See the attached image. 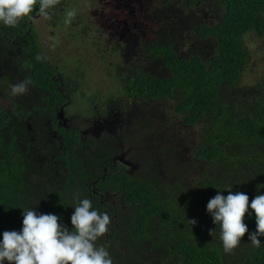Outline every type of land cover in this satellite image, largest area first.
<instances>
[{"label":"trees","instance_id":"16d2710c","mask_svg":"<svg viewBox=\"0 0 264 264\" xmlns=\"http://www.w3.org/2000/svg\"><path fill=\"white\" fill-rule=\"evenodd\" d=\"M221 2L220 21L196 29L200 37L215 42L209 61L198 55L184 60L171 46L155 44L154 54L166 60L171 75L161 79L140 72L124 81V90L136 97L130 113L136 108L143 110L150 100L156 109L166 101L184 125L205 123L194 155L226 179L202 178L201 186L217 187L218 192L233 185L231 191L248 194L251 203L264 193V81L258 88L240 87L239 82L250 58L245 34L255 31L264 35V0ZM28 20L22 19L15 27L0 25V233L19 230L26 207L57 214L60 223L70 229L74 212L70 204L79 196L90 198L94 208L101 213L106 209L110 217H119L121 209L128 238L117 239L116 227L110 223L108 232L96 242L108 249L113 264H264V244L253 248L248 232L230 254L223 252L218 229L210 234L216 229L206 211L212 194L181 201L174 190L155 180L132 178L116 161L110 145L103 147L106 154L95 148L88 151L77 129L69 134L59 128L60 135L70 137V161L64 159L65 166L58 168L52 160L38 161L41 148L49 142L45 134L42 142L38 140L35 118L48 117L45 109L54 116L66 95L61 81L53 78L49 62L36 59L45 56ZM21 51L26 55H16ZM25 80L27 93L12 97L11 85ZM145 115L148 121L131 135L118 136L122 145L134 147L131 154L136 161L141 158H135V153L143 147L150 149L145 140L158 126L149 113ZM107 141L111 143V139ZM93 186L107 191L105 194L116 193L118 206L96 195ZM186 201L194 202L196 209L190 217L179 216L178 205ZM244 222L249 232L255 231L254 216L246 213ZM259 239L264 243V237Z\"/></svg>","mask_w":264,"mask_h":264},{"label":"rangeland","instance_id":"374dc122","mask_svg":"<svg viewBox=\"0 0 264 264\" xmlns=\"http://www.w3.org/2000/svg\"><path fill=\"white\" fill-rule=\"evenodd\" d=\"M167 1L170 2L167 3ZM185 1L154 0V4L150 5L151 7L138 9L137 13L139 14H146L151 10L156 11L160 22V24H155L154 34L152 33V25L144 27V33L138 31L139 43L145 44L150 38L157 37L163 39V42L169 40L173 44L185 43L184 52L193 53L195 51L204 59H208V51L213 46L208 41L195 37L190 25L197 21L196 16L200 18H203L205 14L210 16L211 12L216 10L215 5L207 0L206 4L203 2L190 11L184 7ZM66 2V8L61 12L65 16L66 11L70 10V0H66ZM100 4L101 2L98 6V0H71V6L74 5L76 12L74 17H77L74 21L80 19L79 16L81 15L82 22L88 24V34L91 35V39L85 44L71 36L67 40L66 33L70 30L68 24L62 26L63 33L59 35L57 44H54L47 28L41 24L36 26L42 41L41 48L43 53L47 55V60L58 64L61 67L59 71L72 82L71 88L76 87V89L70 90L73 105L69 114L74 122L79 120L77 117L79 114L75 112L83 108L81 104L85 102L87 97L93 98L95 106L100 109H106L111 100L116 101L112 104V108L117 111L114 114L120 111L121 114L127 115L128 111L131 112L132 104L126 100L125 85L119 81L120 77L126 75L125 73L128 72L130 66L137 64L146 67L148 65V61L143 55L130 58L131 54L135 55L136 49L135 53L128 54V60L129 58L130 60L125 62L120 50L117 51L115 48L119 46V43L121 45L122 40L112 33L114 29L111 27V23L104 20L107 15L103 11L110 12L112 6ZM180 10H182V17L178 15ZM58 15V12L54 13V17ZM153 21V18H148L149 24H152ZM38 28L42 29L40 33ZM125 34L124 39L127 38L129 32L125 31ZM244 40L250 58L242 71L239 86L258 88L264 81V35L260 36L255 31H251L245 34ZM116 41L117 44L115 45ZM85 45L86 48H84ZM125 46L126 42L123 40V47L125 48ZM114 48L116 51L113 50ZM83 50L88 51L84 53ZM80 51L83 53H79ZM67 64L70 67L64 69ZM119 65L126 66L123 74H118ZM158 108L160 111L152 108L153 120L157 122L158 126L145 140L146 143H151L152 147L150 149L143 147L137 153L134 151L135 158L136 155L141 158L139 160V172L143 177H152L160 185L163 184L174 190L181 201L186 200L187 197L193 199L197 194L200 198L209 196V194L214 197L217 194V187H213V189L204 188L201 186V179L212 177L223 180L226 179V176L216 168L211 170L208 164L200 161L194 155L205 123L191 126L180 124L179 117L174 115L170 103L166 101L158 104ZM141 111H133L128 117L130 122L126 135L129 136L134 128L146 120L145 111ZM206 174L209 177H206ZM206 189L209 190L208 193H206ZM113 198L112 196L110 199ZM193 203L186 201L178 205L179 216L190 217L196 209Z\"/></svg>","mask_w":264,"mask_h":264},{"label":"flooded vegetation","instance_id":"af4514ba","mask_svg":"<svg viewBox=\"0 0 264 264\" xmlns=\"http://www.w3.org/2000/svg\"><path fill=\"white\" fill-rule=\"evenodd\" d=\"M209 1L215 5L216 10L212 11L210 16L206 14L203 18L196 16L195 18H197V21L195 23H191L190 25L191 30L194 33L195 37L202 40H206L213 46L208 51L209 52L208 59H204L202 56L198 55L195 51L193 53H190L189 51L184 52L183 48L185 46V43L173 44V42L169 40L163 42V39L158 37L150 38L145 42V44L139 43L138 33L141 31L142 33H144L143 31L144 27L148 25H152L153 27L152 33L154 34L155 24H160L158 18L159 16L157 15L156 11L153 12L151 10L146 14L137 13L138 9L142 10L147 7H151L154 4V0H98V6H99V2H101V4L103 5L109 4L112 6L110 12L105 10L103 11L107 15V18H105L104 20L111 23V27L114 29L112 33L116 35L120 40H122L121 45L120 43L118 44L120 47L116 46L115 48L117 49V51L120 50V54L122 57L125 58L124 59L125 62L127 63L130 60V58H134L135 56L138 55H143L148 61V65L146 67L138 66L137 64L135 66L134 65L130 66L128 72L125 73L126 75L124 76L122 75L119 81L124 84L125 80L127 81L131 80L133 76H136L140 72L145 75H152L155 76L156 78H161V79L171 75V70L170 67L166 64L165 62L166 60L162 56L154 54L152 47L155 44H160L162 46H171V48L176 53V55H178L180 58L184 60L190 59L194 55H198L205 62L209 61L212 53L215 51V44H214L215 42H213V40L210 38L200 37L196 29L202 25L213 26L217 24L223 16L221 0H209ZM168 2L170 1H167V3ZM203 2L206 4V2L208 1L186 0L184 2V7L187 10L191 11L193 7L200 6ZM66 5H67L66 0H60V1L57 0V3L55 4L54 8L49 10L48 17H44L39 15L38 13H35V10L34 13L29 16L28 21L30 22L32 27L30 28V30H33L38 45L41 49L42 55H44L45 57L47 55L43 53L41 48L42 41L36 30L37 24H41L44 28H47V30H49L50 36L53 39L54 44H57L59 42V35L63 33L61 29L64 24H68L70 28L68 33L65 32L67 36V40L71 36L73 38L79 39V41L85 44L89 39H91V35L88 34L89 32L88 24L82 22L81 15L79 16L80 19H78L77 21H74V19H76L77 17H73L70 23L66 22V16L61 14V12L65 10ZM70 10H75L74 5L71 6V0H70ZM55 12L59 13V15L56 17H54ZM178 15L182 17V10H180ZM148 18L154 19L152 24H149ZM43 21L46 22L43 23ZM133 28L136 29V31H134ZM38 29L40 33V30L42 29L40 28ZM70 31H72V33H70ZM125 31L129 32L126 39H124V36L126 35ZM117 37L116 39L118 41ZM123 40H125L126 42L125 48L123 47ZM117 41L115 45L117 44ZM86 47L87 46L85 45L84 48ZM115 48L113 50L116 51ZM135 49L137 51L136 53H135ZM99 50L101 51V48ZM83 51L85 53L88 50H83ZM133 52L135 53V55L131 54ZM79 53H83V52L80 51ZM128 54H131L129 60H128ZM16 55L23 56L26 55V52L21 51L16 53ZM48 62H49V67L53 70V78L61 81L60 83L61 91L63 92L64 95H66V101L64 104H61L57 107L54 116H51L52 112L50 111V109H45L46 113H49L48 117H46V114H44L41 117L35 118V125L38 126L37 134H40L38 140L42 142L45 134V137L49 142L47 146L41 148V152H39L40 159H38V161L52 160L54 165L58 168L65 166L66 163L64 162V159L70 161V137L65 138L62 135H60L59 128L61 127L65 129L66 132L68 133L74 129H77L80 132L82 139L84 140L85 143L84 148L86 150L91 151L93 148H95L99 154H106L108 150L105 149L104 151L103 149L107 145H110L111 146L110 151L113 152V156H116V161H119L121 164L125 166L126 171L132 178L149 179L154 182V179L152 177L145 178L139 172L140 163L135 159L133 160L131 154L133 152L134 147L131 146L130 144L122 145L121 141H118V136L120 133H123L124 136H128L126 135L127 131L129 130L128 124L130 122V119L128 117L132 113L128 111L127 115H124L121 114V112L119 111V113L114 114L117 111H115L112 108V104L116 101L111 100L107 104L106 109H100L97 106H95V102L93 98L87 97L85 99V102L81 104L83 105V108L75 112L79 114L77 115L79 120L77 122H74L69 114L70 108L73 105L72 104L73 97L70 90H74L76 89V87L71 88L72 82H70L69 79L65 78V76L59 71L61 67L58 64H54L51 60H49ZM67 67L70 66L67 64L64 67V69ZM118 68H119L118 74H123L125 72L126 66L122 67V65H119ZM75 85L77 86V84ZM126 95H127L126 100H128V102L133 104L134 101L136 100V97H132L128 94ZM150 101L151 102H149L141 112L145 111V113L150 114L149 116H152V108L154 109L155 107L151 106L153 100ZM136 109L139 110L138 108ZM157 110H159V108ZM179 119H180V124H183L182 118L179 117ZM146 121H148L147 118L146 120H143L140 123V125H138V127L134 128L133 131L140 128V126ZM152 129L150 131V135L152 133ZM131 134L132 132L129 135ZM107 139H111V143H108ZM147 146L149 148L152 147L151 143H148ZM92 190L96 195L101 196V198L107 197V201L114 202L113 204L116 207L118 206L116 200V193L105 194L107 191H103L101 188L99 187L96 188L94 186ZM112 196L114 198L110 199ZM104 212H107L106 209ZM110 218H111V223H113L116 227L115 235L117 239L119 238L120 240H126L128 238V233H127L128 229H125V227H123L124 224L123 221L121 220V209L119 211V217L118 215H114L111 216Z\"/></svg>","mask_w":264,"mask_h":264},{"label":"clouds","instance_id":"9594fccd","mask_svg":"<svg viewBox=\"0 0 264 264\" xmlns=\"http://www.w3.org/2000/svg\"><path fill=\"white\" fill-rule=\"evenodd\" d=\"M56 3L57 0H0V25L15 27L34 10L48 17ZM75 15V10L66 11V22L70 23ZM36 59L42 61L46 57L37 55ZM27 91L28 81H20L11 85L10 95L17 97ZM232 186L220 189L206 204V211L216 225L210 234L213 236L218 229L225 254L240 244L246 232L253 248L264 244L259 239L264 237V193L257 194L249 203V195L232 192ZM225 189L227 195L223 194ZM75 201L74 205L70 204L74 208L70 229L60 223L61 217L57 214L40 213L34 207L23 208L21 228L0 233V264H113L108 249L96 243L108 232L110 216L94 208L90 198L76 196ZM246 213L254 216L255 231L249 232L244 222Z\"/></svg>","mask_w":264,"mask_h":264}]
</instances>
